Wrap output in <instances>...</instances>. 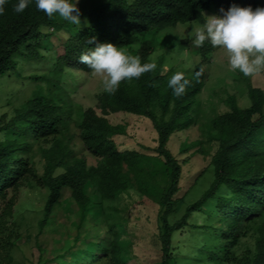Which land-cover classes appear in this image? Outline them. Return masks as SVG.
Returning <instances> with one entry per match:
<instances>
[{"label": "trees", "instance_id": "trees-1", "mask_svg": "<svg viewBox=\"0 0 264 264\" xmlns=\"http://www.w3.org/2000/svg\"><path fill=\"white\" fill-rule=\"evenodd\" d=\"M16 3L17 0H7L4 13L0 14V76L15 71L19 58H42V45L52 49V39H62V52L56 55L53 68L47 74L30 75L29 78L38 82L32 93L20 108H16L12 117H0V134L11 132L16 136L30 135L39 136L45 141L54 140L52 147L44 150L47 168L42 182L49 190L45 214L52 211L63 187H72L76 199L82 202L90 199L84 193L88 179L94 182L96 191L102 195L120 194L133 184L141 193L153 194L159 185L156 176H160L162 171L168 181L159 190L160 264H171L173 236L187 225L191 212L201 211L213 199L215 204L210 206L208 214H219L215 228L221 231L222 238L227 239L229 244L219 252L210 247L206 253L215 263L226 264L233 255L232 250L246 235L239 230V224L243 221L254 222L257 224L255 251L244 253L236 259L235 264H264V91L249 84L250 77H244L237 71L247 83L249 104L240 106L236 96L230 95L227 99L230 109L211 121L208 138L202 142L205 150L207 141L212 149L213 182L188 205L183 217L174 223L169 222L168 215L173 210L174 197L181 188L182 170L181 161L172 149L170 140L175 132L186 129L194 120L189 113L190 106L204 86V65L210 62L215 48L205 41L202 47H197L200 56L198 62L189 69L171 68L165 74L159 73L161 57L152 71L138 79L121 82L113 94L102 92L98 96L101 114L93 107L82 112L81 121L77 124V136L89 150L104 157L99 168L87 170L85 161L79 157L75 165L66 164L74 150L62 137L70 129L72 119L71 111L65 106L66 92L60 84L66 68L91 72L87 65L79 62V57L96 43H113L139 57L141 63L153 64L150 55L157 48L158 35L165 29L193 22L203 24L207 16L222 15L221 9L227 10L232 5L251 6L253 9L264 7V0H102L80 12L81 22L76 25L56 15L49 18L36 9L34 0L23 13H16ZM93 38L94 42L89 44L88 41ZM190 43L191 37L177 40L179 48L187 47ZM200 69L203 71L197 77L195 73ZM176 72L184 73L189 81L180 96L174 95L168 87L169 78ZM235 79L239 80V77ZM157 107L163 109L162 118L155 112ZM117 111L143 115L151 121L158 135L157 156L136 149L120 151L116 148L112 133L123 130L109 124L103 115ZM167 112H170V116L165 119L163 114ZM67 136L71 140V134ZM16 140H0V199L3 200L10 188L15 191L22 180L33 173L32 167L16 153L25 149L28 143L18 145ZM185 148L181 147L180 151L183 152ZM204 148L200 146L199 149L205 151ZM58 167H65L66 172L53 175ZM223 189L227 193L221 194ZM2 217L0 241L6 230ZM122 234L120 229L114 231L112 226L104 228L90 242V248L81 247L77 258L65 264H79L94 258H107L106 262L110 260V264H124L132 254L129 244L122 241ZM114 235L116 242L113 241ZM101 237L103 243L100 242ZM0 244L2 247L3 243ZM0 264L3 263L0 261Z\"/></svg>", "mask_w": 264, "mask_h": 264}, {"label": "rangeland", "instance_id": "rangeland-1", "mask_svg": "<svg viewBox=\"0 0 264 264\" xmlns=\"http://www.w3.org/2000/svg\"><path fill=\"white\" fill-rule=\"evenodd\" d=\"M102 0H78L80 12L88 10ZM203 24L193 22L178 24L162 31L156 41L157 48L150 55L151 62L157 66L161 57L160 74L168 73L171 68L180 69L193 66L200 60L198 48L191 43L186 47H178L179 38H190L188 32L191 26ZM63 35V34H62ZM53 40V48L47 49L42 45V58L38 60H19L15 71L0 76V117L9 118L14 115L16 108H20L34 87L35 82L29 78L32 74H47L54 66L56 55L62 52V39ZM205 83L191 106L189 113L193 121L189 127L175 132L170 140L174 152L181 161V188L173 202V210L168 215L170 223H174L186 212L188 205L198 199L211 185L215 178L214 166L211 160L212 149L208 141V128L211 121L230 109L227 99L230 95L237 98L240 106L249 104V97L244 79L237 72L227 68V57L223 50L214 49L211 60L204 65ZM239 80L235 79L238 78ZM241 78V79H240ZM61 87L65 90L66 108L71 111L70 129L62 137L63 141L72 147L74 153L66 160L67 165H75L77 157L85 161V168H99L104 157L89 150L77 136V124L81 121L82 112L93 107L98 108V96L104 92L102 77L92 72L66 68L61 79ZM264 91V73L250 77V83ZM155 112L161 117L163 109L156 108ZM103 115V114H102ZM108 123L123 131H113L112 138L120 151L139 150L149 155L157 156L155 151L157 131L149 119L143 115L124 111L111 112L103 115ZM170 112L163 114L168 118ZM162 118V117H161ZM123 132V133H122ZM71 134V140L68 136ZM30 135L16 136L9 132L0 134V140L18 139V145L28 143L23 150H17L33 173L23 179L18 189H9L5 199H0V217L5 219L6 230L3 232V246H0V261L3 264H65L74 261L81 253V247L90 248V242L104 228L113 227L123 233L121 239L129 244L132 256L124 264H160L161 221L159 217L160 193L168 177L160 171L156 176L159 185L156 191L141 193L133 184L120 194L102 195L96 191L93 181H88L84 193L90 198L82 202L76 199L72 187H63L58 202L52 211L45 214L44 207L48 195V188L42 182L47 168L44 150L52 147L54 140L45 141L41 137ZM201 142V145L199 144ZM199 145H198V144ZM185 146L181 152L180 148ZM200 146L205 151H200ZM46 163V164H45ZM66 172L65 167H58L53 175ZM155 190V189H154ZM221 194L227 190L220 191ZM201 211H194L188 216V223L177 231L172 239L171 264H217L206 253L212 247L219 252L229 244L223 239L221 231L216 229L218 215L208 214L215 199L208 202ZM2 222V219L0 220ZM225 225L227 223H224ZM257 224L243 221L239 230L245 232L240 243L232 250L233 255L226 264H235L236 259L246 252L255 251V237ZM124 230V232H123ZM113 236V241L115 240ZM103 243V237L100 238ZM116 242V240L114 241ZM1 245V244H0ZM95 259V258H94ZM87 259L79 264H110L108 259ZM219 264V263H218Z\"/></svg>", "mask_w": 264, "mask_h": 264}, {"label": "clouds", "instance_id": "clouds-1", "mask_svg": "<svg viewBox=\"0 0 264 264\" xmlns=\"http://www.w3.org/2000/svg\"><path fill=\"white\" fill-rule=\"evenodd\" d=\"M7 0H0V14L4 13ZM33 0H17L16 13H23ZM35 7L49 18L54 15L76 25L80 21L78 0H34ZM222 15H210L202 26L193 24L188 36L194 47H202L207 41L213 48L221 49L227 57L229 71L239 72L244 77L264 73V7H241L232 5L221 9ZM89 44L94 42L88 41ZM94 75L102 77L103 90L113 94L123 81L138 79L152 71L151 63H141L139 57L127 53L113 43H96L79 57ZM203 69L195 73L198 77ZM189 81L184 73L176 72L168 80V87L176 96L184 93Z\"/></svg>", "mask_w": 264, "mask_h": 264}]
</instances>
